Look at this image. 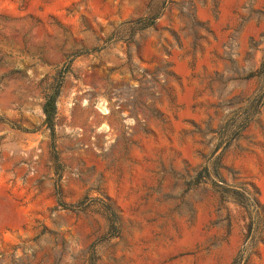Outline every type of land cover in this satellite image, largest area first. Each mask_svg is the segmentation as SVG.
<instances>
[{
	"label": "rangeland",
	"instance_id": "1",
	"mask_svg": "<svg viewBox=\"0 0 264 264\" xmlns=\"http://www.w3.org/2000/svg\"><path fill=\"white\" fill-rule=\"evenodd\" d=\"M263 57L264 0H0V264H264Z\"/></svg>",
	"mask_w": 264,
	"mask_h": 264
},
{
	"label": "trees",
	"instance_id": "2",
	"mask_svg": "<svg viewBox=\"0 0 264 264\" xmlns=\"http://www.w3.org/2000/svg\"><path fill=\"white\" fill-rule=\"evenodd\" d=\"M138 22H140V20ZM153 23H154V20H146L145 23L142 24L141 27L142 28L150 27L153 25ZM258 73L262 76L264 75V57L261 61ZM55 90L56 91L50 96V98L48 99V101L46 102V104L43 107V113L45 116V124H47V126L49 128L51 136L53 135V120H54V114H55V100H56V97L58 95V86ZM205 171H206V169H205ZM197 183H199V182L197 181ZM253 222L254 221L252 220L251 224Z\"/></svg>",
	"mask_w": 264,
	"mask_h": 264
}]
</instances>
